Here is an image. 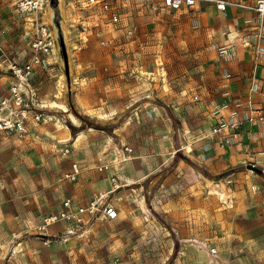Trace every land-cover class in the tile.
<instances>
[{
  "label": "rangeland",
  "instance_id": "obj_1",
  "mask_svg": "<svg viewBox=\"0 0 264 264\" xmlns=\"http://www.w3.org/2000/svg\"><path fill=\"white\" fill-rule=\"evenodd\" d=\"M50 2L41 19L55 48L33 81L43 120L24 138L0 134V264H264V167L214 170L205 153L231 142L207 134L204 152L194 146L202 119L191 107L213 74L195 5L119 0L112 21L83 0ZM24 24L0 0V95L8 61L30 55ZM159 87L186 99L168 103ZM113 179L115 218L35 232L64 198L84 202Z\"/></svg>",
  "mask_w": 264,
  "mask_h": 264
},
{
  "label": "crops",
  "instance_id": "obj_2",
  "mask_svg": "<svg viewBox=\"0 0 264 264\" xmlns=\"http://www.w3.org/2000/svg\"><path fill=\"white\" fill-rule=\"evenodd\" d=\"M244 1L253 3L255 0ZM194 9L195 17L192 19L201 38L211 43L213 62L210 85L198 92L200 100L196 106L191 107L196 111L197 117L202 119L195 124L199 130H195L194 146L199 147L207 143V134H211L214 139H223V134L211 133L218 111H233L236 118L243 117V105L247 101H251L256 109L264 110V16L234 7L219 11L211 1H200L195 4ZM220 47H226L230 52L227 53L230 59L220 57ZM6 77L7 81L0 97L4 95L11 81L9 72ZM168 90L171 88L168 87ZM171 91L166 94L162 87H159L156 95L174 104L186 99L182 96L184 93ZM236 104L239 107H236ZM235 107L236 109L231 110ZM175 110L182 113V106L175 107ZM229 141L230 146L222 149L214 144L205 153L210 163L212 161L214 170L245 161H253L255 165L264 167V122H245L239 135ZM199 149L202 152L206 150L204 147Z\"/></svg>",
  "mask_w": 264,
  "mask_h": 264
},
{
  "label": "built area",
  "instance_id": "obj_3",
  "mask_svg": "<svg viewBox=\"0 0 264 264\" xmlns=\"http://www.w3.org/2000/svg\"><path fill=\"white\" fill-rule=\"evenodd\" d=\"M15 11L28 25L25 31L28 37L30 55L24 60L12 59L8 61V72L11 81L7 85L4 95L0 97V134L27 137L30 132L42 120L40 101L33 77L37 69L44 66L46 56L50 55L55 42L48 26L42 21L41 13L49 0H10ZM119 0H83L86 5L97 6L99 9L110 12L112 21L117 20L114 4ZM149 1V0H142ZM200 1L214 2L219 11L228 7L245 9L264 16V0H255L247 3L244 0H161L162 4L171 9L184 6H194ZM105 45V41H101ZM244 116L236 118L235 115H216V124L212 128V134H223V139L229 141L239 135L245 122H264V110L255 108L251 101L243 105ZM100 167L99 169H102ZM79 173L76 163L72 164L71 170L66 177L74 180ZM120 185L113 179V188L107 193H94L91 197L80 204H75L66 197L62 201V209L42 219L35 227V232L42 237H47V227L53 223L63 221L68 225L79 227L89 223L98 216L115 218L117 211L107 201V194L119 188ZM45 237V238H46Z\"/></svg>",
  "mask_w": 264,
  "mask_h": 264
},
{
  "label": "bare ground",
  "instance_id": "obj_4",
  "mask_svg": "<svg viewBox=\"0 0 264 264\" xmlns=\"http://www.w3.org/2000/svg\"><path fill=\"white\" fill-rule=\"evenodd\" d=\"M58 1L59 0H51V2H50V7H52V8H54L57 4H58ZM50 16L53 18V21H55V19H54V14L52 13V14H50ZM56 22V21H55ZM57 23V22H56ZM59 41L61 42L60 43V46L63 48L64 47V45H62L63 44V41L61 40V39H59ZM62 50V49H61Z\"/></svg>",
  "mask_w": 264,
  "mask_h": 264
},
{
  "label": "water",
  "instance_id": "obj_5",
  "mask_svg": "<svg viewBox=\"0 0 264 264\" xmlns=\"http://www.w3.org/2000/svg\"><path fill=\"white\" fill-rule=\"evenodd\" d=\"M64 54H65V53H63V55H64ZM65 60H66V59H65ZM248 167H249L250 169L256 171V172H260V171H261L259 168L255 167V166H253V165H249Z\"/></svg>",
  "mask_w": 264,
  "mask_h": 264
}]
</instances>
